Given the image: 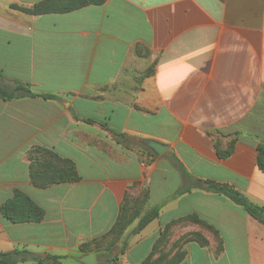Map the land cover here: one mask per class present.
Returning <instances> with one entry per match:
<instances>
[{"label":"crops","instance_id":"0c3cea01","mask_svg":"<svg viewBox=\"0 0 264 264\" xmlns=\"http://www.w3.org/2000/svg\"><path fill=\"white\" fill-rule=\"evenodd\" d=\"M41 1L0 0L2 83L19 79L58 96L0 98V205L20 189L45 210L41 222L23 223L0 212V252L27 249L63 264H83L79 258L95 252L98 264H108L83 244L101 239L148 192L143 212L160 204L159 215L137 234L139 218L128 227L116 264H143L162 231L190 214L219 230L222 249L208 230L206 245H176L200 229L173 225L167 251H186L179 264H264V223L209 189L210 181L228 184L264 207L257 164L264 0H105L64 13L23 10ZM139 138L170 148L158 156ZM217 145L234 150L221 158ZM37 148L72 160L80 179L38 185L31 175Z\"/></svg>","mask_w":264,"mask_h":264},{"label":"trees","instance_id":"16d2710c","mask_svg":"<svg viewBox=\"0 0 264 264\" xmlns=\"http://www.w3.org/2000/svg\"><path fill=\"white\" fill-rule=\"evenodd\" d=\"M105 0H44L37 3L32 8H23L24 11L32 14H43L50 12H69L75 9L82 8L90 4H102ZM4 73L0 70V98L5 100L32 96V97H43L45 99H56L58 96L51 93H37L33 91L32 85L30 83L23 82L19 79H15L13 86H8L2 83L4 78ZM92 122L93 120H87ZM218 154L221 158H226L230 156L234 150V145L230 146L227 150H220L218 148ZM43 151L52 158L41 159L39 156H35ZM32 171L31 175L34 181L38 185H48L51 182L59 181H77L80 179L77 167L75 163L68 159L62 158L57 153L44 150L41 148L34 149L32 151ZM257 164L259 168L264 171V144L258 146V156ZM210 190L214 192L223 194L233 200L236 204L241 205L244 209L250 213L253 217L264 223V207L253 204L242 192L229 186L228 184H220L215 181H210ZM188 190V189H187ZM182 191H186L183 189ZM149 198L148 192H144L139 203L131 211H123L119 215V218L113 228L105 234L101 239L94 240L90 243L83 244V251H97L96 246L103 239H108L112 236V240L105 246L104 250H111L113 252L123 238L125 231L128 227L139 218L137 225L134 227L132 233L137 234L143 230L152 220L158 217L161 205L158 204L146 212H143V207ZM0 212L13 223H23V222H41L45 218V210L40 205H38L28 194L20 189L14 190V194L11 198L7 199L2 205H0ZM176 224H195L198 226L200 231L193 232L192 236L181 237L176 245L183 241L194 239L206 245L208 241L203 234V231L212 232L215 237L220 241L219 250L222 249V241L219 236V230L215 228L212 224L207 222L205 219L201 218L197 214H190L175 220L170 225H168L161 234V237L155 244L153 252L151 255L143 262V264H179L186 257V251L179 249L170 258H157L153 259L154 253L158 250V247L168 245L171 236L173 234L172 226ZM125 243L121 247V252L124 251ZM171 252V251H170ZM118 254L110 253L108 255V264H116ZM25 261H35L37 264H63L60 261V256L57 255H47L46 257H41L37 254L30 252L27 249H15L9 252H0V264H17L19 262Z\"/></svg>","mask_w":264,"mask_h":264},{"label":"water","instance_id":"95a60500","mask_svg":"<svg viewBox=\"0 0 264 264\" xmlns=\"http://www.w3.org/2000/svg\"><path fill=\"white\" fill-rule=\"evenodd\" d=\"M138 141L147 149V152H153L155 155H161L170 148L168 143L149 138H139ZM209 186V184H207ZM83 264H98L95 252L87 253L79 258Z\"/></svg>","mask_w":264,"mask_h":264},{"label":"rangeland","instance_id":"374dc122","mask_svg":"<svg viewBox=\"0 0 264 264\" xmlns=\"http://www.w3.org/2000/svg\"><path fill=\"white\" fill-rule=\"evenodd\" d=\"M112 240V236H110L108 239H103L102 241H100L99 243H98V245L96 246V249H97V251H99V255L101 256H103V254L102 253H104V254H106L107 256L110 254V253H112V254H120L121 252H116V249L113 251V252H111V250H104V248H105V246H107V244L110 242ZM119 246V248H120V246L121 245H118ZM118 248V247H117ZM167 249H168V245H166V246H164V245H162V246H160V247H158V250L154 253V257H153V259H157V258H165V257H168V258H170L174 253L173 252H170V251H167ZM101 260H103V259H101Z\"/></svg>","mask_w":264,"mask_h":264},{"label":"built area","instance_id":"2783aa9c","mask_svg":"<svg viewBox=\"0 0 264 264\" xmlns=\"http://www.w3.org/2000/svg\"><path fill=\"white\" fill-rule=\"evenodd\" d=\"M144 165H146L145 163H143Z\"/></svg>","mask_w":264,"mask_h":264}]
</instances>
